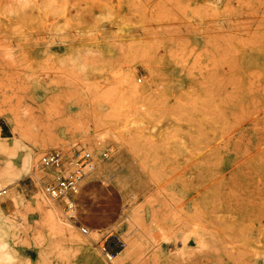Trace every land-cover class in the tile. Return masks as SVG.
<instances>
[{"label": "rangeland", "instance_id": "1", "mask_svg": "<svg viewBox=\"0 0 264 264\" xmlns=\"http://www.w3.org/2000/svg\"><path fill=\"white\" fill-rule=\"evenodd\" d=\"M11 113L0 264H264V0H0V142ZM53 149L91 155L71 215Z\"/></svg>", "mask_w": 264, "mask_h": 264}, {"label": "built area", "instance_id": "2", "mask_svg": "<svg viewBox=\"0 0 264 264\" xmlns=\"http://www.w3.org/2000/svg\"><path fill=\"white\" fill-rule=\"evenodd\" d=\"M102 156L107 157L106 152H103ZM39 161L42 168L53 172L52 179L44 184L43 191L51 199L62 201V212L71 215L74 202L70 196L77 192L79 182L92 168L90 153L76 151L72 158L68 159L63 150L53 149L43 153ZM81 229L86 231L84 227Z\"/></svg>", "mask_w": 264, "mask_h": 264}, {"label": "bare ground", "instance_id": "3", "mask_svg": "<svg viewBox=\"0 0 264 264\" xmlns=\"http://www.w3.org/2000/svg\"><path fill=\"white\" fill-rule=\"evenodd\" d=\"M226 57V56H225ZM192 63V62H191ZM231 63V62H230ZM223 64V62H222ZM221 64V65H222ZM225 64H227V62H225ZM233 64V62L231 63V65ZM230 64H228L229 66ZM230 65V66H231ZM233 67V66H231ZM229 68V67H228ZM190 70V69H189ZM226 70V69H225ZM230 70V69H229ZM224 71V70H223ZM225 72V71H224ZM188 73V72H187ZM149 74V72H148ZM250 74V73H249ZM229 75V74H228ZM251 75V74H250ZM258 75V74H257ZM256 76V75H255ZM234 77V75H233ZM238 77V76H237ZM257 78V77H256ZM255 78V79H256ZM221 81V80H220ZM238 81V79H237ZM256 83V82H255ZM135 84V83H134ZM250 84V82H249ZM227 85V84H226ZM251 85V84H250ZM135 86V85H134ZM247 87V86H246ZM255 88H253L254 90ZM229 90V89H228ZM263 90H261L262 92ZM236 94V92H235ZM229 97V96H228ZM253 98V97H251ZM253 100V99H251ZM257 101V100H256ZM225 103V102H224ZM253 105V104H252ZM246 107V104H245ZM240 109V108H239ZM11 110V109H10ZM249 112V109L247 110ZM254 111V110H253ZM239 112H243V111H239ZM238 114V113H237ZM242 114V113H241ZM240 114V116L242 117V115ZM231 115V114H230ZM246 115V114H245ZM262 115V114H261ZM239 116V119H240ZM248 117V116H247ZM235 118V116H234ZM251 118V117H250ZM7 120L8 122L11 124V129H12V133L15 135L10 141H1L0 142V148L3 149H9V148H16V147H22L24 146L23 144V138L25 136H27V127L25 126L23 120L16 114V113H11L9 116H7ZM236 120V118H235ZM252 120V119H251ZM253 122V121H252ZM253 127V126H252ZM260 130V129H259ZM2 139H5V137H0ZM47 139V138H46ZM41 144V143H40ZM50 144V142H49ZM255 150V149H254ZM259 151V150H258ZM35 156L32 153L31 150L26 149L25 150V155L23 158V163L22 166L26 167V165H31L32 162H34L35 160ZM259 158V157H258ZM260 160V159H259ZM11 167H13V162L11 161ZM34 170V169H33ZM255 171V170H254ZM257 171V170H256ZM8 172V171H7ZM4 174H6L4 172ZM3 174V175H4ZM9 174V172H8ZM21 173L19 172L16 176H20ZM16 200V199H15ZM38 206L41 209V214H40V224L42 228H50L49 230L51 231V229L54 230H59V231H63L66 230L67 233H69V242L71 244H75V245H84L83 243L85 242L84 240H82L80 237L76 236L75 232L73 231V229L71 228V226H69L68 221H66V219L64 220L63 218H61L57 212V210L52 207L50 204H48L45 199L43 197H40L38 200ZM33 209V208H32ZM21 219V218H20ZM17 225L15 224L14 228L16 229ZM26 226V223L25 225ZM94 232V231H93ZM18 233V232H17ZM53 233V232H52ZM96 236V233L94 234ZM63 236V235H62ZM91 236V235H90ZM94 237V236H93ZM69 245V244H68ZM7 243L0 239V258H3L5 256H8V252H7ZM14 252H16L17 249H13ZM24 251V250H23ZM96 253V252H95ZM120 251H118L116 254H110V253H106L108 258L112 259L113 262H116L118 256L120 255ZM19 255V253H16ZM15 254V255H16ZM99 255V254H98ZM109 259V260H110ZM1 260V259H0ZM102 264H106L104 263V261L102 260Z\"/></svg>", "mask_w": 264, "mask_h": 264}]
</instances>
